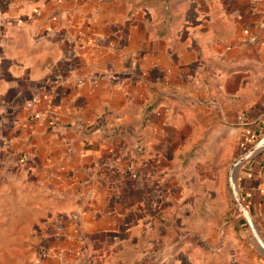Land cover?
<instances>
[{
    "label": "crops",
    "instance_id": "0c3cea01",
    "mask_svg": "<svg viewBox=\"0 0 264 264\" xmlns=\"http://www.w3.org/2000/svg\"><path fill=\"white\" fill-rule=\"evenodd\" d=\"M0 204V264H264V0H0Z\"/></svg>",
    "mask_w": 264,
    "mask_h": 264
},
{
    "label": "rangeland",
    "instance_id": "374dc122",
    "mask_svg": "<svg viewBox=\"0 0 264 264\" xmlns=\"http://www.w3.org/2000/svg\"><path fill=\"white\" fill-rule=\"evenodd\" d=\"M238 151L236 152L234 148L232 150V146H231V150H230V154H229L230 155L229 164H227L226 166H224L222 168H217V169L212 168V161H209L208 159L198 158L197 162L192 165L189 175L195 176L197 178L198 182H199V185H200V183H202L204 178H210L211 179L214 176H217L218 174L221 173L222 180L225 181V183L223 182V186H225L226 191H228V193H229V200L234 205H237L238 197H239L238 190L236 188V192H235L233 186H231L230 178H231V176L233 177V170H234V169H232V165H233L232 159L234 158L235 160H237L239 157H241L244 154V153H238ZM223 163L225 164L224 161H223ZM184 173H185V169L182 170V173L180 175L184 176ZM235 173H234V175H235ZM186 174H187V172H186ZM202 187L203 186H199L198 190H200ZM7 202L8 201L5 202V206L6 207H10L12 209V207L14 206L13 201H10L8 203ZM1 203H3V202H1ZM25 207H23V208H25ZM0 209H3V204H0ZM3 212L6 213L5 211H3ZM26 213H28L27 210H25V214ZM1 217L2 218H7L6 216H4V217L1 216ZM43 226H46V218L43 220ZM37 229H39V228L37 227V225L35 223H33V228H32L33 235L38 231ZM250 230H249V232L251 233V236H252L253 233ZM4 251L5 252L1 255V258L7 260L8 256H9L7 252L13 251V249L10 250V249H5L4 248ZM12 256H14V254ZM8 264H15V263L13 261H9Z\"/></svg>",
    "mask_w": 264,
    "mask_h": 264
},
{
    "label": "water",
    "instance_id": "95a60500",
    "mask_svg": "<svg viewBox=\"0 0 264 264\" xmlns=\"http://www.w3.org/2000/svg\"><path fill=\"white\" fill-rule=\"evenodd\" d=\"M252 151H253V150L247 152V153L242 157V159H240L238 162H241V161H243L245 158H247V157L249 156V154H250Z\"/></svg>",
    "mask_w": 264,
    "mask_h": 264
},
{
    "label": "trees",
    "instance_id": "16d2710c",
    "mask_svg": "<svg viewBox=\"0 0 264 264\" xmlns=\"http://www.w3.org/2000/svg\"><path fill=\"white\" fill-rule=\"evenodd\" d=\"M246 138H244V140H245ZM246 141V140H245Z\"/></svg>",
    "mask_w": 264,
    "mask_h": 264
}]
</instances>
